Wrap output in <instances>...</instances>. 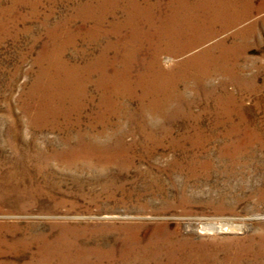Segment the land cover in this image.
<instances>
[{"label":"rangeland","instance_id":"374dc122","mask_svg":"<svg viewBox=\"0 0 264 264\" xmlns=\"http://www.w3.org/2000/svg\"><path fill=\"white\" fill-rule=\"evenodd\" d=\"M0 264H264V0H0Z\"/></svg>","mask_w":264,"mask_h":264}]
</instances>
